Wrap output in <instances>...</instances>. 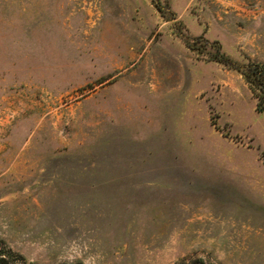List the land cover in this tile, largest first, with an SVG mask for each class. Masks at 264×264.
<instances>
[{
  "label": "rangeland",
  "instance_id": "obj_1",
  "mask_svg": "<svg viewBox=\"0 0 264 264\" xmlns=\"http://www.w3.org/2000/svg\"><path fill=\"white\" fill-rule=\"evenodd\" d=\"M215 42L264 64V0H0V241L34 264H264L260 90Z\"/></svg>",
  "mask_w": 264,
  "mask_h": 264
},
{
  "label": "trees",
  "instance_id": "obj_2",
  "mask_svg": "<svg viewBox=\"0 0 264 264\" xmlns=\"http://www.w3.org/2000/svg\"><path fill=\"white\" fill-rule=\"evenodd\" d=\"M157 10L163 13V8L157 6ZM182 41L188 45V37L182 38ZM189 47V46H188ZM213 50L210 55V60L223 63L225 65L234 67L245 78L246 82L250 85L256 84L260 90L259 102L257 104V110L264 113V64L262 63H248L244 65H236L221 51L218 43H213L211 46ZM0 264H34L28 262L22 255L15 253L2 241H0ZM80 264V263H79ZM192 264H203L201 262H194Z\"/></svg>",
  "mask_w": 264,
  "mask_h": 264
}]
</instances>
